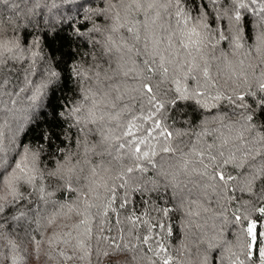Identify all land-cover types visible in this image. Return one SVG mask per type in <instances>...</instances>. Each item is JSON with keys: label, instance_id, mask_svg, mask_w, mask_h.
Instances as JSON below:
<instances>
[{"label": "trees", "instance_id": "trees-1", "mask_svg": "<svg viewBox=\"0 0 264 264\" xmlns=\"http://www.w3.org/2000/svg\"><path fill=\"white\" fill-rule=\"evenodd\" d=\"M130 2L131 0H111V4L115 6L109 8L106 0H0V28L5 30L6 35L19 38L21 52L17 54L23 56L19 61L9 59L3 73L5 83L0 90V132L3 133L2 146L5 149L3 155L10 161L19 160L17 153L22 155L25 149H30L38 154L37 167L44 174V178L39 180L35 187L21 185L20 191L24 194V199L9 205L0 214V224H3V229H0L2 233L0 255L3 257L0 264H103L106 258L98 257L96 254V249L103 247L99 243V235L95 240L88 241L84 235L86 226L74 227L81 219H88L94 231L98 221L99 226L104 229L103 235L115 237L117 244L128 243L129 238L134 236L136 246H142L151 256L153 251L149 250V245H142L138 239L145 234V225L138 223L134 227L127 219L128 217L135 219L137 216L151 224L159 221L171 226V235L164 243L168 248V255L172 258L169 248L177 243V232L184 233L187 221L184 215L177 213L176 202L174 198H169L167 191L158 195L155 189L152 192H148L147 189L149 185L155 183L156 162L161 156H174L177 145L174 139L169 141L161 135V129L155 128L153 121L158 120L161 127L169 131L193 132L192 146L197 147L199 144L198 150L204 151L205 155L201 158L193 154V158L188 161L191 167L198 166L204 170L203 164L209 163V153L217 154L214 148L207 150L203 148L205 143L212 144L208 135L199 136L201 132H207V129L201 130L199 125L195 129H190L188 125L191 117L183 115L189 111L188 105L201 107L196 102L199 98L187 100L177 98L166 110L153 114L147 100L138 91L140 81L150 77L149 83L161 98L170 100L176 95L174 91H169L176 87L171 79L173 72H169L166 79L159 69L155 75L146 73L142 64L146 58L145 45H148L147 52H152V41L159 40L156 48L159 55H156L155 59L159 63V57L163 55L164 65L171 69L172 65L168 61L172 60L177 41L172 38L169 41V29L176 20L159 7L164 0H157L158 7L147 15L143 10L129 11L127 5ZM203 2L204 0H185L184 7L192 16H198L197 8L203 11ZM156 11L160 12V18L153 25L151 19L155 17ZM258 20L255 15L248 14L247 21H242V31L246 35L249 32L254 33ZM223 23L227 24V20ZM128 27H132L139 34V42L134 39L133 33L127 31ZM133 45L135 48L129 53L127 49ZM137 50L140 51V55L136 54ZM32 51L39 54L35 58L33 72L43 73L46 77V70L51 68L59 73V77L50 84L47 93L36 101L28 99L30 92L20 91L26 87L27 69L33 63ZM77 66L82 73H86V76H77L72 71ZM130 69L132 71L129 75L124 76L123 71ZM97 72L100 73L99 77L96 76ZM175 75L179 78L181 73L177 72ZM31 79L35 80L37 76L33 75ZM182 84L185 86L192 84L195 87L191 80L182 81ZM116 89H119V92ZM164 93H167V97H164ZM208 94L217 95L212 91H208ZM85 95L89 99L85 100ZM117 95H121L122 99L117 100ZM93 100L99 102L95 107ZM244 100L256 108L250 98L245 97ZM216 102L209 99L207 101L209 106L201 107V111L215 112ZM75 106H81L82 115L85 117L81 125H77L76 119L67 115L54 116V109L56 112L67 113L69 107ZM89 109L95 112V123L87 120ZM207 119L205 116L202 122ZM257 120L260 125H264V109H256L253 122ZM84 125L87 145L93 149L87 154L80 144L82 137L85 136V133L80 131ZM131 125H135V128H131ZM130 128L132 135L129 136L126 132ZM259 130L264 132V127H260ZM45 136L48 138L44 139ZM162 144H167V147L174 151L161 152ZM134 146L141 149V154L149 153L148 158L139 159L138 164L144 170L136 171L138 179L143 181V184L136 183L129 188L117 187L118 197L113 207L107 210V217L103 213L99 217H93L85 212L86 205L81 198V189L85 188L87 181L73 178L72 187L76 190L72 191L65 187V177L60 174L49 175L56 170L62 158L71 154L73 161L83 162L87 159L89 163L82 164V167L87 165L97 169L98 175L92 178L96 185L107 184L109 173L113 170L119 171L116 177L119 185L122 183L128 185V178L133 173L125 175L122 169L128 166L129 156L137 158ZM201 159L203 164L200 162ZM207 171L211 172L212 168ZM225 172L237 176L243 169H234L228 165ZM41 186L51 195L41 199L43 194L38 191ZM261 191V181H256L251 192H240L229 186L226 191L224 190L223 197H216L206 204L196 199L190 201L186 212L196 213L192 218L193 222L199 220L205 226L217 229L218 239L227 240V247L222 249L219 255H217L219 249L213 253L210 258L212 264H222V261L223 264H231L232 253H236L244 264H260L255 247L251 257H246L241 251V225L233 224L232 220L234 213L243 214L247 210L250 219L256 221L258 230L264 232V219H257L258 214L252 211L253 206L262 203L258 195ZM125 193L128 194V203L120 207ZM217 199L218 204L215 202ZM165 207L171 209V212L162 218L156 209ZM69 208L72 209L71 212ZM98 210L92 208L90 212L95 213ZM22 213L26 215L22 216ZM53 215L56 217V223L48 225L46 220ZM162 231L153 228L147 234L155 236L157 232ZM69 232L71 236H66L65 233ZM54 234L58 239L50 246L48 240ZM61 240L70 242L62 243ZM260 240V247H264V237H260ZM36 241L41 242L38 250ZM81 241L91 244L93 253L83 260L76 258L83 255ZM150 243L151 247L155 248V243ZM60 252L74 258L68 260L61 256ZM154 259L162 264L160 257L155 255Z\"/></svg>", "mask_w": 264, "mask_h": 264}, {"label": "snow or ice", "instance_id": "snow-or-ice-1", "mask_svg": "<svg viewBox=\"0 0 264 264\" xmlns=\"http://www.w3.org/2000/svg\"><path fill=\"white\" fill-rule=\"evenodd\" d=\"M185 0H164L162 4H159L160 8H163L168 15H171L178 25L182 26V34L183 39L180 41L181 46L187 50L190 47H194L197 51L201 50L202 46H211L215 47V44H212L213 39L224 40L230 39L234 41L235 47L240 48L242 44L240 43L239 33L242 30V21L246 22L248 14H253L259 18L261 23H264V0H204L203 2V11L199 12L198 16H192L187 9L184 7ZM211 5V11H209V6ZM115 5H112L114 7ZM158 7L157 0H131L128 3L127 8L129 11H141L143 10L144 14L147 15L148 12L154 10ZM211 17V20H209ZM160 18V12H155V17L151 19V24L155 25L157 19ZM227 20V24L223 23V21ZM125 25H121L124 27ZM145 28H148V25H145ZM202 29V30H201ZM127 31L133 33L134 39L139 42L140 36L137 32L134 31L132 27H128ZM171 38H169L170 41ZM251 39V36H249ZM159 40H153L152 46L153 51L147 52L148 45H145V56L146 58L142 61L144 71L146 73H150L155 75L159 69V71L164 75V77L168 78L169 67L164 65V56L160 55L159 63L155 59L156 55L159 53L156 51L157 46L159 45ZM257 44L264 45V30L257 35ZM171 46V43H170ZM135 46L132 48H128L127 51L130 53L134 50ZM21 49L19 46H11L9 44L0 43V90H2L5 80L3 78V73L5 71V67L9 59L13 60H21L23 59L22 54L20 53ZM8 53H14V55L9 58ZM137 55H140V51H136ZM39 54L35 51L31 52V56L33 58V63L29 65L27 69L28 75L25 77V85L26 87L21 88V92H30L28 99L32 101H36L41 99L49 90L50 84L53 83L55 79L59 77V73L48 68L47 76L45 77L43 73H35L32 71L35 68V58ZM168 63L173 65V60H169ZM155 66V67H154ZM122 70V69H121ZM199 70V66L196 65L195 60L188 64H180L178 67L173 66L172 72L173 76L171 77L172 82L176 85L174 89H170L169 91H174L176 95H174L170 100L166 98H161V96L157 95L156 91H154V87L149 83L150 77H145L140 81V86L138 91L142 94V96L147 100L148 106L150 107L153 114H159L163 110H166L167 106L175 103L176 99H192L199 98L196 102L201 107H208L207 101L210 99L213 102L224 99L226 97H222L220 94L215 96H210L207 92H205L198 84V76L197 72ZM77 76H86V73H82L80 71L79 66L72 69ZM132 71L127 70L123 71L124 76H128L129 72ZM177 72H180L181 75L179 78L175 75ZM33 75L37 76V79L33 80L31 77ZM139 75V74H137ZM96 76L99 77L100 73L97 72ZM202 76L205 81L210 79L208 68L205 67L202 70ZM111 79V77H109ZM191 80L195 87L192 84L183 85L182 81ZM119 92V89H116ZM164 97H167V93H164ZM85 100L89 99L87 95L84 97ZM116 99H122L121 95H117ZM226 99H231L227 97ZM238 100H244V96L237 97ZM99 102L93 100V106L95 107ZM114 106V105H113ZM54 116L67 115L69 118H75L77 125H81L84 123L85 117L82 115L81 106L69 107L68 112H56L55 109ZM150 118V117H149ZM103 119V117H100ZM250 119V118H249ZM88 122L95 123L96 117L95 112L91 109L88 111ZM153 124H155V128L161 129V135H163L166 139L171 141L175 135H179V132L169 131L166 128L161 127V123L158 120H154ZM131 128H135V125H131ZM131 128L127 130V135H132ZM86 125L81 127L80 131L85 133V136L82 137L80 144L85 150V154L92 151L93 149L87 145L86 140ZM209 135L208 132H201L199 136ZM47 139L48 137H43ZM262 141H264V135L260 137ZM199 142V141H198ZM227 144V141L224 142ZM214 147V144H207V148L211 149ZM165 152H172L174 149L171 147H165L163 149ZM5 149L2 145H0V214L5 211L9 205L15 204L17 201L24 199V194L20 191V187L23 184L36 186L39 180L44 178L43 172L37 167V159L38 154L32 152L30 149H25L24 153L21 155L17 153L20 157L19 160H8L5 155H3ZM193 151L196 156L203 157L205 155L204 151L197 150L196 145H193ZM239 151V150H238ZM134 154H136L138 159H146L149 157L148 152H143L141 154V149L139 147L134 146ZM155 155V153H152ZM219 157V159H218ZM264 159V157H262ZM248 155L245 153L244 155L237 156L236 152L229 151L228 155L225 156L223 151H220L217 155H211L209 153V163L203 164V160L201 159V163L203 164L204 174L208 175V178L212 180L216 186L222 188L223 190H227L229 186L240 191V192H251L252 187L257 180L261 181L262 190H264V163H262L259 167L251 168L250 165L247 164ZM149 162H151L149 160ZM89 162L85 159L83 162L81 160L73 161L72 155L68 154L66 158H62V162L57 165V168L54 172L49 173V175H57L66 178L65 187L72 191H75L72 187L73 178H78L80 171L83 170L82 164H88ZM231 165L234 169L244 168V172L238 173L237 176H233L230 173L225 172V167ZM212 168V171L209 173L207 171L209 168ZM144 169L137 164L135 169L132 167L127 168V173H133V171H143ZM92 173V177H96L98 175L97 169L92 167L90 169ZM95 180L91 179L89 184L87 185V190L81 189V198L83 203L86 205L85 212H88L90 216L99 217L101 213L105 217L108 216V209H111L116 202L118 197L117 187L124 188L125 184H120L118 186L108 187L107 184L104 185L107 192L106 195L101 200L97 189L93 187L95 184ZM38 191L42 193L41 199H44L46 196L51 195L50 193H46L45 189L41 186L38 188ZM231 198V197H230ZM262 203L259 206H253L252 211L257 213V219H264V195L260 197ZM90 201H99V203L90 202ZM128 203V194L125 193L123 198L121 199L120 207H124ZM63 207V205L61 206ZM97 208L99 209L95 213H91L90 209ZM72 209L69 208V212ZM159 211L162 218L167 217L171 209L165 207L162 209H156ZM78 215H84V213H77ZM22 216L26 215L24 213ZM13 219H19V217H13ZM127 219L135 227L138 223L143 224L146 227L145 234L138 237L140 243L142 245H149V250L154 251L157 257L161 258V253H163V258H161L162 264H172V258L168 255V248L164 243V240L171 235L172 228L166 222H156L155 224H151L149 221H142L140 217H135L132 219L128 217ZM48 225H54L56 223L55 215L48 217L46 220ZM233 224L241 225L240 233L242 240L240 241V249L244 252L246 257H251L253 255V248L255 247L256 252H258V256L260 259V264H264V247H260V237H264V232H260L257 228V223L255 220L250 219V213L247 210L243 214H233ZM81 225H85L84 235L87 236L88 241L95 240L97 235H99V243L103 245L101 248L96 249L97 256H103L108 258L111 264H119V261L115 259L118 254H122L123 252L131 251V247L128 243L117 244L115 237H107L103 235L104 229L102 226H99V222L97 221V227L94 231L93 226L90 225L88 219H81L78 225H74V227H80ZM153 228L162 229V232H157L155 236H150L147 233L151 232ZM0 229H3V224H0ZM66 236H71V233H65ZM2 236V233H0ZM58 239L57 235L54 234L53 237L49 238L48 243L51 246ZM62 243H69L68 240H61ZM155 243V248L151 247V243ZM37 250L39 249L40 241H36ZM81 247L83 249V255L76 257L78 259H85L90 257L93 253L91 250V244L85 243L81 241ZM111 249L112 251H109ZM231 251V249H229ZM60 255L65 257L68 260L73 259L74 257L71 255H67L64 252H60ZM232 262L231 264H244L243 260H240L239 256L236 253H232ZM2 255H0V260H2Z\"/></svg>", "mask_w": 264, "mask_h": 264}, {"label": "clouds", "instance_id": "clouds-1", "mask_svg": "<svg viewBox=\"0 0 264 264\" xmlns=\"http://www.w3.org/2000/svg\"><path fill=\"white\" fill-rule=\"evenodd\" d=\"M106 2L111 8V0H106ZM261 30H264V23L259 20L255 24L254 33L249 32L246 35L241 30L239 37L242 47L240 48L235 47L233 40L213 39L211 43L215 44L214 48L205 45L201 47L200 51H197L194 47L185 50L181 46L182 26L178 25L176 21L169 29L170 38L177 41L173 49V65L169 72H172L173 66L188 64L194 59L196 65L199 66L197 72L199 86L207 93L212 91L222 97L231 98L218 100L215 104V112L204 113L201 111V107L188 105L189 111L183 113V115L191 117L188 127L195 129L199 125L201 130L206 128L209 133L208 136L214 144L213 148L216 154L220 151H223L225 156L228 155L229 151L236 152L237 156L247 153V164L251 168L259 167L264 163V159H262L264 157V141L260 139L264 132L259 130L264 125H260L258 120L253 122L256 109H264V45L257 44V35ZM0 43L20 47L19 38L6 35L2 28H0ZM13 55L14 53H8L9 58ZM242 57L243 59H241ZM205 67L208 68L210 76L207 81L202 76V70ZM241 94L250 98L256 108H253L252 104L246 100H238L237 97ZM205 116L208 119L202 122ZM192 135L193 132H188L173 137L177 145L176 153L174 156H161L156 162L155 183L149 185L147 189L148 192L155 189L158 195L167 191L169 198H174L176 202L177 213L184 215L187 221L184 225V233L177 232V243L169 248L172 264H212L210 258L213 253L219 249L217 253L219 255L221 250L227 247L226 239H218L217 229L205 226L199 220L193 222L192 218L196 216V213L188 214L186 212L188 204L193 199L203 201L206 204L209 200L224 195V190L216 186L208 178V175L204 174V170L198 166L193 168L189 165L188 161L195 154L191 143ZM225 141L227 144L224 143ZM0 145H3L2 132H0ZM165 147L167 144L161 145V152H165L163 150ZM198 147L199 144L197 150ZM203 148L207 150L206 143ZM138 163V158L129 156V164L122 171L127 175V168L135 169ZM90 169V166H84L78 177L81 181H87V185L93 178ZM241 169L244 172V168ZM102 170L107 171L106 169ZM118 175L119 171L117 170L109 173L108 187L113 184L119 185L120 182L116 179ZM128 179L129 184L125 186L126 188L136 183L143 184V181L138 179L136 171H133V175L129 176ZM87 185L84 188L85 191ZM104 185V183L93 185L101 200L107 192ZM258 195L260 197L264 195V190ZM215 202L218 204L219 200L217 199ZM207 211H211V209H207ZM181 241H183L182 244ZM129 245L131 251L123 252L115 257L119 264H159V261L154 259V251L150 256L142 246H136L134 236L129 238ZM109 251L112 250L109 249ZM161 258H163V254H161ZM103 264H111V262L106 258L103 260Z\"/></svg>", "mask_w": 264, "mask_h": 264}]
</instances>
